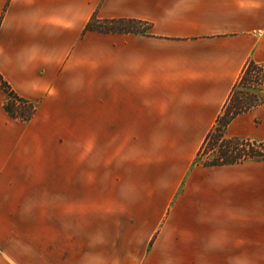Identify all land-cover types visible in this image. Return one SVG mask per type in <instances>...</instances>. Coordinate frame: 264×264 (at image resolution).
Returning <instances> with one entry per match:
<instances>
[{
  "label": "crops",
  "instance_id": "obj_1",
  "mask_svg": "<svg viewBox=\"0 0 264 264\" xmlns=\"http://www.w3.org/2000/svg\"><path fill=\"white\" fill-rule=\"evenodd\" d=\"M249 59L264 0H0V73L37 108L0 88V264H264V161L194 164ZM226 130L264 140V103Z\"/></svg>",
  "mask_w": 264,
  "mask_h": 264
},
{
  "label": "trees",
  "instance_id": "obj_2",
  "mask_svg": "<svg viewBox=\"0 0 264 264\" xmlns=\"http://www.w3.org/2000/svg\"><path fill=\"white\" fill-rule=\"evenodd\" d=\"M131 23L143 24L133 28ZM149 24L133 18H99L92 15L84 30L143 33ZM145 28V30H144ZM0 88L5 93L4 108L8 115L26 121L35 109L34 102L20 96L0 73ZM264 103V62L249 59L243 66L216 123L205 135L194 158V164L219 166L247 161H264V140L237 135L228 136L227 126L238 114ZM28 106L30 111L26 112ZM206 153V157L203 156Z\"/></svg>",
  "mask_w": 264,
  "mask_h": 264
},
{
  "label": "rangeland",
  "instance_id": "obj_3",
  "mask_svg": "<svg viewBox=\"0 0 264 264\" xmlns=\"http://www.w3.org/2000/svg\"><path fill=\"white\" fill-rule=\"evenodd\" d=\"M130 26L133 27V28H140V29H141L142 27H144L143 24H139V23H138V24H137V23H136V24H135V23H131ZM147 29H148V28H147ZM147 29H146V30H147ZM144 30H145V28H144ZM146 30H145V31H146ZM34 104H35V103H34ZM25 110H26V112H29V111H30V109H29L28 106L25 107ZM36 110H37V108H36V105H35V109H34L33 113L31 114L30 118H29L28 120H26V121H29V120L34 116ZM63 126H64V125H59V127H63ZM211 128H212V127H211ZM211 128H210V129H211ZM226 131H227V130H226ZM227 135H228V136H232V134H230L229 132L227 133ZM201 144H202V143H201ZM200 147H201V145H200ZM200 147H199V148H200ZM206 156H207V155H206V153H205V155L203 156V158L206 157ZM0 246H1V245H0ZM3 248H4V247H3ZM4 249H5V248H4ZM7 253H8V252H7ZM8 254H9V256L12 257V255H10V253H8ZM13 258H14V257H13ZM14 260H16V259L14 258Z\"/></svg>",
  "mask_w": 264,
  "mask_h": 264
}]
</instances>
